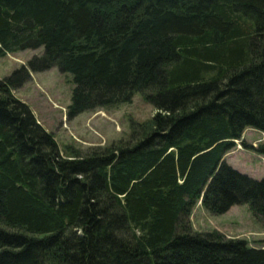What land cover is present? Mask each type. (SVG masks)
Returning <instances> with one entry per match:
<instances>
[{
    "label": "trees",
    "instance_id": "obj_1",
    "mask_svg": "<svg viewBox=\"0 0 264 264\" xmlns=\"http://www.w3.org/2000/svg\"><path fill=\"white\" fill-rule=\"evenodd\" d=\"M38 48L0 78V264H264V245L190 222L198 203L264 216V176L224 159L264 132V0H0V57ZM52 67L68 119L136 92L156 112L63 156L12 94Z\"/></svg>",
    "mask_w": 264,
    "mask_h": 264
},
{
    "label": "rangeland",
    "instance_id": "obj_2",
    "mask_svg": "<svg viewBox=\"0 0 264 264\" xmlns=\"http://www.w3.org/2000/svg\"><path fill=\"white\" fill-rule=\"evenodd\" d=\"M41 51V48L25 49L0 57V78L25 65L29 58ZM29 74V79L13 89L12 94L28 104L37 122L54 136L63 156L71 155V151L86 155L94 148L126 143L132 134V124L147 121L156 112L142 94L136 92L130 103L95 108L68 119L66 107L73 87L71 76L56 67L29 71ZM242 141L256 147L264 142V132L246 128L241 138L224 154V159L240 172L262 178L264 157L251 147H245ZM190 222L194 230H218L226 237L244 238L255 247L264 245V216H254L248 204L233 205L228 211L213 215L198 203L191 212Z\"/></svg>",
    "mask_w": 264,
    "mask_h": 264
}]
</instances>
